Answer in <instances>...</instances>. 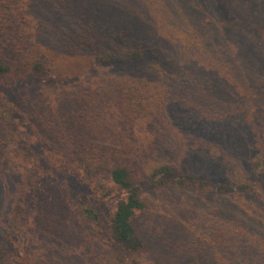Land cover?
Wrapping results in <instances>:
<instances>
[{"label": "rangeland", "instance_id": "obj_1", "mask_svg": "<svg viewBox=\"0 0 264 264\" xmlns=\"http://www.w3.org/2000/svg\"><path fill=\"white\" fill-rule=\"evenodd\" d=\"M149 1L133 4L149 16L163 6L173 12L172 3L183 2L188 12H179V22L176 15L153 25L135 19L145 28L133 34L145 44L143 58L99 63L86 47L73 53L63 35L50 38L41 24L54 19L51 0H0V66L9 67L0 72V246L12 247L8 264H264V170L258 163L264 159V103L255 88L256 80L264 81V0ZM120 7L125 3L98 0L96 17L109 24L101 35L121 39L117 31L126 18ZM35 46L57 77L18 75L23 52L36 54ZM256 52L261 60L253 72ZM120 76L170 89L168 138L144 122L132 130V145L142 153L132 166L145 169L133 181L145 207L133 216L144 244L130 259L83 211L96 206L108 224L119 189L77 179L65 173L68 162L56 161L60 154L70 159L60 136L62 113L73 129L92 127L86 116L94 102L77 100L76 88L100 89ZM99 145L106 146L105 139ZM165 163L176 173L158 183L152 173ZM185 175L199 181L183 185L177 177ZM223 182L236 191L219 192ZM100 185L108 191L104 198Z\"/></svg>", "mask_w": 264, "mask_h": 264}, {"label": "trees", "instance_id": "obj_2", "mask_svg": "<svg viewBox=\"0 0 264 264\" xmlns=\"http://www.w3.org/2000/svg\"><path fill=\"white\" fill-rule=\"evenodd\" d=\"M118 1L125 3V7H120V12L125 11L126 19L123 20V24H119L117 31L121 39L100 34L109 24L105 19L101 21L100 17H96L98 0H51L52 9L49 13L54 15V19L52 21L42 20L41 26L51 32L50 38L61 40V35H63L66 47L73 53L86 47L89 51L92 50L94 60L99 63L110 62L116 58H120L123 62H132L142 59L145 55V44L140 40L133 39V34L136 33L140 36L145 29L136 20L148 19L146 23L153 25L160 19H163L164 22L170 21L176 15L175 20L179 22V12L185 14L188 12L183 2L179 6L172 3L170 6L174 7L173 12L169 7L163 6L159 7V11H154L153 15L149 16L147 13V15L141 13L142 8L133 4L136 0ZM149 2L155 3L153 0ZM164 10L168 11L166 18L160 15ZM45 11L44 7L37 10L42 15H45ZM172 14L174 15L172 16ZM128 16H133V18L128 21ZM199 48L198 46L195 49ZM34 50H36V54L30 52L31 48L23 52V62L18 68V75L30 73L50 78L53 70L51 69V73L44 63H41L44 54L39 51L37 46ZM180 53L184 54L183 51ZM256 53L252 55L251 60L253 72L256 70L258 60H261V54ZM185 57L187 62L192 60V56ZM8 70L7 65L0 66L1 73ZM54 76L58 75L54 74ZM249 78H252L251 74L247 78L248 82ZM258 87L262 90L259 93L262 100L256 94L254 96L264 103L263 80H256L255 88ZM89 88H76L73 95L79 101L94 102L86 116L92 127L89 126V130L80 128L81 131L73 129L70 121L62 113L61 131L63 134L60 133V136L65 141L66 152L70 154V159L68 160L60 154L59 158L55 160L61 164L68 162L69 164L64 166L65 173H71L77 179L81 178L90 184L103 180L119 189L120 193L117 195L115 208L108 224L103 225L96 206L89 204L83 211L85 216L105 229L112 242L119 246L125 256L130 259L144 244L133 224V216L138 210L145 207L139 187L133 181L145 169L141 168L142 166H132V164L136 166L135 163L138 164L139 158L142 157L141 151L133 147L137 139H134L132 130L137 123L144 122L146 126L156 125L159 136L168 138L170 127L165 120V106L169 100L170 89L158 81L126 76L112 77L100 89ZM65 129L66 132H64ZM101 138L105 139L106 146L99 145ZM258 163H261L264 170V159ZM134 171H137L136 175H134ZM175 173L176 170L169 163H165L155 167L152 176L158 183H166L168 178ZM69 176L76 179L72 175ZM185 176L177 177L178 182L185 185L186 182L199 181L195 177ZM217 190L222 193H232L236 191V187L232 182H223L217 185ZM97 192L103 198L108 193L104 185L98 186ZM229 231L230 228H227L225 233ZM12 256L14 257L12 247L8 243L0 246V264H8ZM128 264L142 263L130 259Z\"/></svg>", "mask_w": 264, "mask_h": 264}]
</instances>
